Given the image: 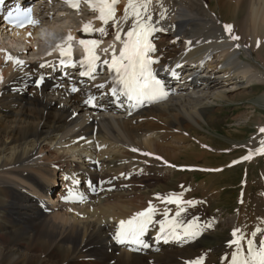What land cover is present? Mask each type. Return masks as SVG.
I'll list each match as a JSON object with an SVG mask.
<instances>
[{"label":"bare ground","instance_id":"1","mask_svg":"<svg viewBox=\"0 0 264 264\" xmlns=\"http://www.w3.org/2000/svg\"><path fill=\"white\" fill-rule=\"evenodd\" d=\"M126 4L127 0H120L118 17L123 15ZM163 5L167 9L166 18L159 20L157 27L165 30L154 34L156 52L152 55L159 58V63L154 64L153 69L155 74L168 77L184 68V76L176 86L169 82L174 90L170 99L127 115L115 113L110 106L107 66L97 69L101 74L96 81H88L86 86L71 92L53 81L52 78L60 75L61 65L57 58L44 51L33 29L11 37L0 27V49L5 50L0 51V75L3 77L0 82V146L10 144L14 150L8 158L0 157V232L11 231L9 237H0V264H24L26 261L33 264L38 252L48 264H177L179 258H184L179 254L185 246L195 238L209 235L208 231L218 219L200 225L199 235L182 236L179 240L159 238V225L154 224L143 237L149 247L120 243L115 238L119 222L147 208L150 201L159 210L156 220L164 219L165 208H177V205L157 199V194L164 196L175 192L176 173L183 175L187 167L206 171L218 169L223 163L232 165L239 158L233 154L223 155L222 162L210 163V157L220 156L218 152L224 147H214L198 134L205 131L208 135L224 132L238 136L222 130L211 120L206 114L208 107L244 102L246 107L255 108L258 104L264 107V0H163ZM50 10L53 9H49L48 15ZM161 11L160 5L153 0V21L159 19ZM84 12L87 15L78 19L79 25L75 28L63 24L68 18L61 17L66 14L64 9L59 11L55 21L47 15L51 31L41 34L49 40L50 33H59L60 38H65L70 32L75 37L73 41H78L82 38L80 29L84 23L94 21L95 27L101 26L96 19L98 12ZM225 24L232 25L233 33L240 37L238 41L229 38L223 27ZM114 35L115 30L109 25V34L103 38L101 48L112 44ZM120 46L116 42L117 50ZM6 53L24 61V65L6 62ZM102 58L110 59V53ZM201 61H205L201 72L188 77L197 71ZM220 66L224 69L219 70ZM63 67L69 69V75L76 82L78 68ZM41 76L43 82L38 84ZM101 84L103 88L98 87ZM253 85H256L255 92L249 90ZM255 97L259 101H255ZM90 98L98 101V105L90 107ZM251 100L255 105H251ZM100 106H104L105 111L99 110ZM239 107L234 110L240 111ZM250 119L257 121L254 116ZM250 119L234 131L243 135L242 132L248 131ZM151 136L155 138L150 139ZM263 137L262 133L259 137L253 136L243 147L247 152L254 150ZM188 138L189 141L194 138L197 144L192 145V141L188 144ZM52 143L63 144V154L52 151ZM95 144H102L103 151L93 156ZM91 145L93 150L89 149ZM112 147L117 148L118 153L122 148L121 155L113 152L116 157L126 158L129 164L138 166L142 162L140 178L133 176L141 169L137 171L136 166L131 172L123 168V163L115 156L114 160L106 161L109 169L114 167L111 172L99 174L85 171L78 165L67 169L71 163L65 156L69 152L81 150L90 156L89 166L94 167L96 157ZM133 148L138 151H132ZM254 157L244 162L253 161ZM201 159L204 163L197 164ZM168 165L173 169L167 168ZM67 173L83 174V195L77 182L67 179ZM164 173L171 174L168 179L162 177V185L136 191L151 187L159 174ZM58 174L64 180L60 187L56 184ZM207 182L203 180L198 185L200 188L194 189L201 190ZM90 191L101 194L97 201L92 199ZM205 191L203 188L202 192ZM83 196L88 199L85 206H76ZM185 196L183 192L184 200ZM253 203L254 215L262 217H254V231L258 227L264 229V201L254 200ZM190 209L180 218L185 223L195 217ZM174 213L170 210L169 218ZM236 221V215H231L227 224L236 229ZM24 237L28 238L29 247H25ZM251 238L258 244L264 240V233ZM23 251L30 256H21ZM201 254L203 252L199 257Z\"/></svg>","mask_w":264,"mask_h":264},{"label":"snow or ice","instance_id":"2","mask_svg":"<svg viewBox=\"0 0 264 264\" xmlns=\"http://www.w3.org/2000/svg\"><path fill=\"white\" fill-rule=\"evenodd\" d=\"M82 2L89 4L93 11L98 12L97 20L101 22L100 27H95L94 21L84 23L80 32L82 38L78 43L83 47L85 55L75 59L72 41L75 37L69 32L64 40L57 44L53 51L59 50L61 66L76 67L77 65L87 68L86 72L81 75L91 76L99 67L107 66L116 74L115 83L121 85L120 91L132 101L142 103L144 100H158L166 98L168 93L164 91L163 83L157 79L153 65L159 63V58L152 54L156 52V45L153 41L154 34L165 29L157 27L159 20L166 18L167 9L164 8L163 0H156L162 11L159 19L153 21L152 4L153 0H127L124 7L123 15L117 16V6L120 0H67L70 7L75 10H81ZM4 0H0L3 4ZM11 16L12 14L9 13ZM21 13L17 10V26L25 27L26 25H35L39 21L32 19L30 13L26 18L21 19ZM109 25L115 30L114 42L108 47L101 48L103 38L109 34ZM124 25H128L127 28ZM225 32L233 41H238L240 37L233 33L232 25H223ZM97 34L98 37L97 38ZM123 34V38H122ZM31 37V33H29ZM116 42L121 46L117 50ZM191 44L192 41H188ZM260 42H257L259 46ZM239 47V45H236ZM0 51H5L0 49ZM110 53V59L102 58ZM51 53H49L50 55ZM6 62H12L17 66H23L24 61L14 58L10 54H5ZM44 67V64L40 65ZM44 77L41 76L39 81L42 83ZM3 77L0 75V82ZM103 88L104 85H98ZM76 91V89H72ZM113 94L117 93L116 88L111 89ZM259 133L264 134V127L259 129ZM260 146L249 151V155L243 157L244 160L252 158L254 154H264V138L259 141ZM132 151H138L133 148ZM151 155L150 153H143ZM162 159V157H156ZM235 161L234 163H238ZM165 163H167L165 161ZM82 199V197H81ZM157 199L162 203L177 205L174 215L169 218L170 209L165 208L162 215L164 219L156 220L158 208L150 201L147 208L134 213L129 219L119 222L115 238L120 243L131 242L135 245L149 247L143 237L148 233L149 228L154 224L159 225V238L165 240L172 238L179 240L183 237H195L200 234L199 217H193L187 223L180 218L188 211V208L195 207L200 201L184 200L183 192L168 193L164 196L157 194ZM211 226V225H209ZM182 230V233H181ZM257 233H264V229L257 228L251 233V237H256ZM232 237L228 246L234 250L230 258L225 256L229 264H264V240L257 244L252 238L247 237L241 229L236 228L232 231ZM139 250V249H133ZM185 264H204V257H198L192 261H186Z\"/></svg>","mask_w":264,"mask_h":264},{"label":"rangeland","instance_id":"3","mask_svg":"<svg viewBox=\"0 0 264 264\" xmlns=\"http://www.w3.org/2000/svg\"><path fill=\"white\" fill-rule=\"evenodd\" d=\"M61 8L59 5L55 8V12ZM57 13L55 15H52L51 21H55L57 19ZM87 15V12L85 13ZM74 15V17H73ZM90 16V14L88 15ZM68 17V16H67ZM80 16H77L76 13H71L70 17L67 18L66 22L63 21V24L69 27H77L79 25L78 19ZM64 20V19H63ZM60 30L62 27H59ZM19 56V55H18ZM16 56V57H18ZM20 58H23L21 55ZM261 69V68H260ZM53 80L55 78H52ZM255 86L249 90L255 92ZM255 101H259L257 97L253 98ZM252 104L255 105L253 100L250 101ZM257 103V102H255ZM233 106V107H232ZM242 106V107H239ZM234 107H239L240 111L234 110ZM260 108V109H259ZM262 104L255 105V108L246 107L245 102L241 105L238 104H231L226 105L224 104L222 107L218 106H211L207 108L206 114H208L209 118L213 120L217 125L225 131H231L232 133L238 135H226L227 133L224 132H216L217 134H207L205 131L196 132L199 133L198 137H204L205 140L209 141L212 146L214 147H224L219 153L220 156H212L209 159L210 163H220L223 161V155H229L233 154L234 156H242L247 152V149H245L243 146L248 142L251 137H259V129L261 127H264V112ZM242 109V110H241ZM246 116V119H250L252 116L255 117L257 121H251L250 124L248 123L247 129L248 131L242 132L243 135H239L237 133L236 129L237 126L242 125L244 126L246 119H243V117ZM219 134V135H218ZM150 139L155 138V136L149 137ZM192 141V145L197 144V141L193 138L189 141L188 138V144ZM52 145V146H51ZM51 149L55 153L63 154L64 148L62 147L63 144L58 145L56 143H52ZM12 145L7 144L0 146L2 148V152L0 153V157L4 156L8 158L14 150L11 148ZM102 144H95V153H93V156L96 154L98 155L99 152L103 151V148L101 147ZM113 146V145H112ZM235 147V148H234ZM239 147V148H238ZM93 148V149H94ZM91 149V148H89ZM92 149V150H93ZM231 149L234 151L231 152ZM122 148L118 150L117 148L112 147L109 151H105L104 154L100 157H96L95 159L97 161V165L94 167L89 166V158L90 156H86L84 153H82L81 150L74 151V153H67L65 156V160L69 161L70 169H74L75 166H81L85 171H92L99 174H103L106 172H111L113 168H110L107 165L106 161H112L115 159H118L123 164L121 165L123 168L127 169L129 171H133L135 169H138L137 175H134L133 177H139L141 176L142 171V162L137 166L135 164H129L126 162V158L121 157L120 153ZM117 154H120L118 157ZM94 152V151H93ZM91 158H94L91 156ZM214 158V159H213ZM223 158V159H222ZM105 161V162H104ZM226 159L224 160V162ZM200 162V163H199ZM204 163V160L201 159L197 162V164ZM243 165H226V162L223 163L220 167L221 170H218L217 168H213L212 170L203 171L202 169H184V173L177 174V178H175V184L176 186L173 188L175 192L172 191V193L177 192H184L185 200H195L200 201L201 203H197L195 207H191V214L195 212V217H199V224H209L212 220L218 219L213 228L208 231L209 235L205 236L204 238L200 236L199 238H195L193 241L189 243L188 246H185L182 251L180 252L179 256L182 255L184 258H179L176 263L177 264H185L184 259H192L195 260V257H199V254H201L200 257H206L207 260L205 264H225L227 259H223L225 256H228L230 258L233 248L228 246V242L233 239L232 237V231L233 226L230 224H227V219L231 215H236V226L237 228L241 229L242 232L247 236L251 238V233L254 231V224L256 218L260 219L262 218L260 215H254V208L255 205L253 203L254 200L257 201H264V156L255 158L253 161L250 162H243ZM135 165V166H134ZM137 166V167H136ZM170 165L167 166L169 168ZM136 167V168H135ZM171 169H173L172 166H170ZM135 168V169H134ZM210 169V168H209ZM172 173V172H171ZM171 173H164L159 174V178L154 180L152 182L151 187L142 188V189H136L137 192L144 191L146 189L155 188L156 186L162 185L163 178L168 179ZM140 175V176H139ZM161 175V176H160ZM166 175V176H164ZM181 175V176H180ZM67 179L76 181L79 188L80 193L83 195L84 188H83V174L72 176L71 174L67 173ZM163 177V178H162ZM59 178V179H58ZM162 179V180H161ZM203 180L209 181L207 182L208 185L203 186L202 189L205 188V193L201 190L194 189L195 187H198V185L201 184ZM63 180L60 179V175H57L56 184L59 186ZM60 182V183H59ZM177 182V183H176ZM200 188V187H198ZM122 191H124L122 189ZM191 193V195H190ZM1 194V193H0ZM90 194L92 196V199L97 201V198L101 196L99 192H91ZM188 198V199H187ZM88 199H85V196H83L82 200L77 202L76 206H85ZM264 205V204H263ZM193 208V209H192ZM171 211L175 212L177 208L170 209ZM264 211V206H263ZM197 215V216H196ZM256 226V225H255ZM11 231L5 230L0 232V237L3 235H6L7 237L10 236ZM25 238V237H24ZM28 238H25L24 245L25 247H29V241ZM28 241V242H27ZM193 244V245H191ZM182 246H178L179 248ZM179 251V250H178ZM200 252V253H199ZM206 254H205V253ZM42 253L38 252L35 255L34 263L33 264H48L44 261V255L41 256ZM21 256L28 257L29 254H26L24 251L21 253ZM41 260V261H40ZM25 261V260H23ZM229 262V261H228ZM24 264H27L24 262Z\"/></svg>","mask_w":264,"mask_h":264}]
</instances>
